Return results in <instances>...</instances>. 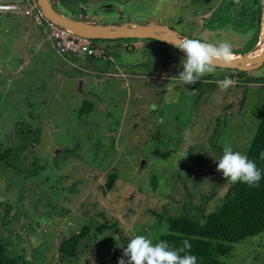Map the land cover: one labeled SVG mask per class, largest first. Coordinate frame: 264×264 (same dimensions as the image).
I'll use <instances>...</instances> for the list:
<instances>
[{
  "label": "rangeland",
  "instance_id": "374dc122",
  "mask_svg": "<svg viewBox=\"0 0 264 264\" xmlns=\"http://www.w3.org/2000/svg\"><path fill=\"white\" fill-rule=\"evenodd\" d=\"M4 1L22 9L34 4ZM49 1L75 22L165 26L181 38L228 41L231 60L264 50V18L259 24L255 0ZM24 13L0 12V155L13 150L6 159L18 168L0 162V237L20 264H53L63 228L71 236L94 227L102 212L117 219L124 235L106 231L105 243L88 239L77 259L58 264H119L136 235L157 243L168 233L160 215L203 221L218 209L232 182L217 171V160L226 145L247 155L264 118V65L244 73L217 67L197 82L210 89L201 95L178 86L185 54L169 44L94 40L104 59L71 60L53 49L33 12ZM225 76L234 84L222 91L218 82ZM86 101L94 108L82 115ZM114 170L118 179L106 191ZM45 199L62 215L55 224L61 228L49 224L59 217L52 206L40 217ZM86 206L82 219L77 211ZM223 261L264 264V237L237 244Z\"/></svg>",
  "mask_w": 264,
  "mask_h": 264
},
{
  "label": "trees",
  "instance_id": "16d2710c",
  "mask_svg": "<svg viewBox=\"0 0 264 264\" xmlns=\"http://www.w3.org/2000/svg\"><path fill=\"white\" fill-rule=\"evenodd\" d=\"M2 1L3 2L0 4H15L5 3L6 1L4 0ZM35 1L38 3L37 0ZM255 1V3L257 4V21L259 24H261L263 23L261 19L264 18V5H261L260 0ZM120 40L124 39L97 41L115 42ZM91 41L93 44V48L102 52V56H86V58H92V60H95L96 58L104 59L106 57L105 51L103 49L97 48L95 46L94 40ZM233 53L235 54V52ZM78 56L80 55H70V57L74 58ZM239 72L242 73L241 71ZM248 83H251L250 80H248ZM184 85L188 88H191L192 90L194 89L201 95L207 93L210 90L209 88L202 90V85L197 83L195 85H187L181 82L178 83V86ZM93 108V105L89 101H86L84 102L82 109H80V113H82V115L84 112L90 113L91 111H93ZM40 135L41 132L39 130L38 133L34 136L33 145L38 146L39 142L37 140V137ZM11 151L13 150H7L9 154L11 153ZM170 153L171 152H164L162 155L167 157L170 156ZM262 153H264V118L253 138V141H251L250 143V147L247 153L248 158L255 161L257 167L262 172V177L258 183V186H249L248 184L239 181L236 183L232 182L222 204L215 211L211 212L208 215H204L203 221L199 220L197 215L192 217L186 215H160V221L165 220L166 224H168V233L166 235H163L161 240L166 241L171 249H176L182 247L183 241L187 239L191 244L190 253L197 257V264H227L223 261V258L231 257L237 244L243 243L250 238L264 237V159L261 158ZM9 154L0 155L1 164H3V162L5 164H10V167H14L18 170L17 166L12 164L13 161L6 159ZM154 154L159 155L160 153L159 151H154ZM117 179L118 175L114 170L108 176V180L105 185L106 191L112 190L114 188ZM153 181H155V177L153 178ZM45 205L52 206L56 215L59 216L55 219L49 220V224L53 227L57 226L61 228V225L55 224L61 221L60 219L62 218V215L58 213V208L54 206V203L51 200L45 199L42 207L38 208V210L41 212L40 217L43 218V216L48 212V210L45 209ZM87 207L88 206L83 207L81 208V211H77L78 215L82 219V213H85ZM62 210L66 214L73 213L67 207ZM157 214L158 213H156V215ZM97 217L103 219L102 223L97 224L94 227H91L87 224L82 229H80L78 233L74 234V232H72L71 236H68L65 233L66 230L64 231L63 228V233L66 236L63 240H60L57 250L58 257H56V261L53 260L55 261L53 264H58L60 263V261H71L77 259L82 245H85L88 239L95 242L102 241V243H105L111 238L110 234L103 237V234H105L106 231H113V234H116L118 236L124 235L121 229V225L117 221V219L113 220L112 216L106 215V213L104 212L98 214ZM110 218L112 219V221L110 223H107ZM94 228L95 231L93 230ZM187 251L188 250H186V252ZM183 254L184 253H181V255ZM42 256H44V254H42ZM20 261L21 257L19 255H15L8 247L6 242H4V240L0 237V264H20ZM28 264L31 263L29 262Z\"/></svg>",
  "mask_w": 264,
  "mask_h": 264
},
{
  "label": "clouds",
  "instance_id": "9594fccd",
  "mask_svg": "<svg viewBox=\"0 0 264 264\" xmlns=\"http://www.w3.org/2000/svg\"><path fill=\"white\" fill-rule=\"evenodd\" d=\"M260 2L264 5V0ZM172 43L185 54L179 81L187 85H195L204 75L214 74L219 65L230 63L234 55L232 45L228 41L216 44L195 38H183ZM233 84V79L225 76L218 82V87L226 91ZM261 158L264 159V153ZM217 161V171L222 172L226 179L233 183L239 181L249 186H258L262 172L255 161L250 160L246 154L234 151L231 145H226L222 157ZM190 249L191 244L187 239L183 241L182 247L171 249L166 241L153 243L146 235H136L124 248L119 264H197V257L190 253Z\"/></svg>",
  "mask_w": 264,
  "mask_h": 264
},
{
  "label": "water",
  "instance_id": "95a60500",
  "mask_svg": "<svg viewBox=\"0 0 264 264\" xmlns=\"http://www.w3.org/2000/svg\"><path fill=\"white\" fill-rule=\"evenodd\" d=\"M45 16L53 23L60 25L75 34L91 40H119V39H154L164 42L174 47L172 41L183 39L177 33L168 27H143L139 25L124 26H99L96 24H87L75 22L70 18L61 16L52 8L49 0H37ZM176 48V47H174ZM178 49V48H176ZM179 50V49H178ZM180 51V50H179ZM264 65V50L262 54L254 58L240 57L231 60L228 64L219 65V68L235 69L241 72H248L259 69Z\"/></svg>",
  "mask_w": 264,
  "mask_h": 264
},
{
  "label": "built area",
  "instance_id": "2783aa9c",
  "mask_svg": "<svg viewBox=\"0 0 264 264\" xmlns=\"http://www.w3.org/2000/svg\"><path fill=\"white\" fill-rule=\"evenodd\" d=\"M0 12L16 14L25 12L28 15L33 12L36 19L40 21L39 23L45 25L48 29L53 49L62 57L68 55L102 56V52L93 48L91 39L79 36L48 19L35 0L30 9H22L19 4H0Z\"/></svg>",
  "mask_w": 264,
  "mask_h": 264
},
{
  "label": "crops",
  "instance_id": "0c3cea01",
  "mask_svg": "<svg viewBox=\"0 0 264 264\" xmlns=\"http://www.w3.org/2000/svg\"><path fill=\"white\" fill-rule=\"evenodd\" d=\"M182 37H183V36H182ZM193 37H194V36H193ZM183 38H184V37H183ZM50 42H51V41H50ZM51 44H52V43H51ZM70 58H72L71 60H75V58H73V57H70ZM70 58H69V59H70Z\"/></svg>",
  "mask_w": 264,
  "mask_h": 264
},
{
  "label": "flooded vegetation",
  "instance_id": "af4514ba",
  "mask_svg": "<svg viewBox=\"0 0 264 264\" xmlns=\"http://www.w3.org/2000/svg\"><path fill=\"white\" fill-rule=\"evenodd\" d=\"M183 38V37H182Z\"/></svg>",
  "mask_w": 264,
  "mask_h": 264
}]
</instances>
